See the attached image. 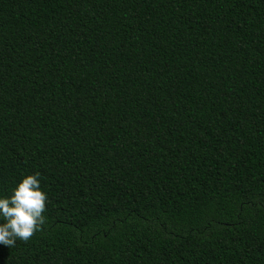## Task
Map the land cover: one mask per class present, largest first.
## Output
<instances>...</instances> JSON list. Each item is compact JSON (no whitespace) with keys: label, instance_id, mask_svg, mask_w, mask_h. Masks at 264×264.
I'll use <instances>...</instances> for the list:
<instances>
[{"label":"trees","instance_id":"obj_1","mask_svg":"<svg viewBox=\"0 0 264 264\" xmlns=\"http://www.w3.org/2000/svg\"><path fill=\"white\" fill-rule=\"evenodd\" d=\"M35 173L0 264H264V0H0V198Z\"/></svg>","mask_w":264,"mask_h":264},{"label":"clouds","instance_id":"obj_2","mask_svg":"<svg viewBox=\"0 0 264 264\" xmlns=\"http://www.w3.org/2000/svg\"><path fill=\"white\" fill-rule=\"evenodd\" d=\"M40 174L25 176L0 198V244L14 247L17 240L27 242L46 223L47 195L41 190Z\"/></svg>","mask_w":264,"mask_h":264}]
</instances>
